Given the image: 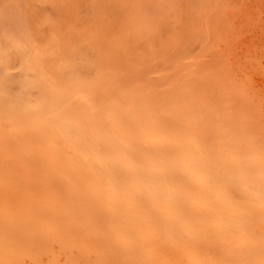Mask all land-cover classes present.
Listing matches in <instances>:
<instances>
[{
	"label": "bare ground",
	"instance_id": "1",
	"mask_svg": "<svg viewBox=\"0 0 264 264\" xmlns=\"http://www.w3.org/2000/svg\"><path fill=\"white\" fill-rule=\"evenodd\" d=\"M84 1L0 0V264H238L264 238V94L226 30Z\"/></svg>",
	"mask_w": 264,
	"mask_h": 264
},
{
	"label": "rangeland",
	"instance_id": "2",
	"mask_svg": "<svg viewBox=\"0 0 264 264\" xmlns=\"http://www.w3.org/2000/svg\"><path fill=\"white\" fill-rule=\"evenodd\" d=\"M145 1L147 2L144 3L158 8L162 17L170 7H175L179 13L182 10V18L185 20V13H190L188 16L192 18V27L196 26L199 31H206L211 27L215 30L212 42L218 43L221 39V32H216L217 26L220 31L226 30L225 40L229 41L228 54L235 57L246 70L248 77L245 84L248 83L251 92L260 91L264 94V0ZM104 2L115 4L118 9L120 7L117 0H85V6L90 7L89 20L96 21L94 17L100 18V9ZM81 40L88 44L85 39ZM81 40L79 44L82 43ZM87 44L82 43L85 51L89 53ZM251 244L253 249L247 256L239 258L238 264H264V238H253Z\"/></svg>",
	"mask_w": 264,
	"mask_h": 264
}]
</instances>
